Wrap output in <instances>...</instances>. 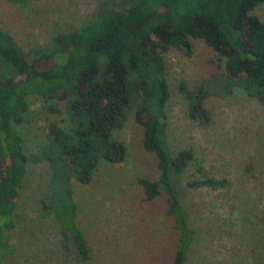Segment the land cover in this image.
<instances>
[{"label": "trees", "instance_id": "16d2710c", "mask_svg": "<svg viewBox=\"0 0 264 264\" xmlns=\"http://www.w3.org/2000/svg\"><path fill=\"white\" fill-rule=\"evenodd\" d=\"M125 3L126 6L121 3ZM264 0H102L78 29L59 32L26 52L0 20V264L15 252L11 230L28 161H46L49 194L42 207L53 214L81 264L89 248L75 224L72 179L89 184L100 162L126 159V144L113 137L134 110L142 144L154 154L159 176H139L145 199L162 192L178 238L171 264H185L196 231L179 188L180 177L197 158L191 147L171 150L166 105L170 98L163 53L177 48L191 55V38L202 40L223 72L213 75L221 95L240 90L264 107V19L252 14ZM115 4V5H114ZM42 59L50 61L40 68ZM211 78V79H212ZM210 79V80H211ZM206 83H178L188 116L206 125L211 115L204 100ZM44 103L64 101L60 124H49L38 154L28 158L17 126L29 112L28 97ZM49 104L50 111L59 110ZM228 178L192 179L186 188L223 189Z\"/></svg>", "mask_w": 264, "mask_h": 264}, {"label": "rangeland", "instance_id": "374dc122", "mask_svg": "<svg viewBox=\"0 0 264 264\" xmlns=\"http://www.w3.org/2000/svg\"><path fill=\"white\" fill-rule=\"evenodd\" d=\"M101 1L0 0V20L30 53L53 35L81 27ZM252 14L264 19V3ZM191 43V55L177 48L163 53L170 86L168 144L173 151L191 147L197 158L178 183L196 231L185 264H264V107L240 90L216 92L220 89L212 76L223 72V60L202 40L191 38ZM49 63L42 59L38 65ZM180 81L210 87L204 100L211 115L208 124L188 116ZM28 103L29 112L17 132L30 158L40 152L49 124L63 119L64 101L46 104L31 96ZM49 104L59 111L47 109ZM113 137L126 144V159L100 162L89 184L72 179L74 221L90 251L87 264H171L178 232L167 213L166 193L146 200L137 181L139 176L157 179L159 170L154 154L143 147V130L134 110ZM49 175L46 161H28L10 232L15 252L4 264H81L72 245L65 251L57 220L42 207L49 194ZM206 176L228 178L230 186L185 187L187 181Z\"/></svg>", "mask_w": 264, "mask_h": 264}]
</instances>
